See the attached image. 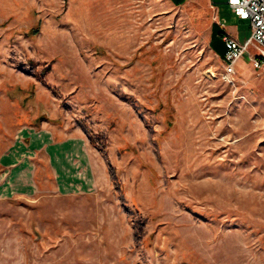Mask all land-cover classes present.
<instances>
[{"label": "rangeland", "instance_id": "1", "mask_svg": "<svg viewBox=\"0 0 264 264\" xmlns=\"http://www.w3.org/2000/svg\"><path fill=\"white\" fill-rule=\"evenodd\" d=\"M207 5L0 0L2 86L59 100L103 177L0 196V264H264V68L225 77L216 11L241 41L251 26Z\"/></svg>", "mask_w": 264, "mask_h": 264}, {"label": "crops", "instance_id": "2", "mask_svg": "<svg viewBox=\"0 0 264 264\" xmlns=\"http://www.w3.org/2000/svg\"><path fill=\"white\" fill-rule=\"evenodd\" d=\"M169 1L173 5L188 1L192 12L198 3L208 6V0ZM209 13L193 14L206 17ZM224 32L240 40L234 29L213 21L207 42L210 51L221 59L225 50ZM244 58L249 60L248 54ZM5 75L0 74V196L41 189L62 194L96 192L103 177L88 135L69 125L61 102L52 99L50 93L36 89L29 98L25 84L28 79L16 75L19 86L10 90L2 86L8 80Z\"/></svg>", "mask_w": 264, "mask_h": 264}, {"label": "built area", "instance_id": "3", "mask_svg": "<svg viewBox=\"0 0 264 264\" xmlns=\"http://www.w3.org/2000/svg\"><path fill=\"white\" fill-rule=\"evenodd\" d=\"M226 2L234 15L241 19H248L251 26L249 38L243 41L226 32L222 34L225 46L224 53H222L224 75L229 79L236 73L235 61L246 54L252 66L264 68V56L249 53V46L253 41L264 50V0H226ZM217 21L224 27V21H220L219 18Z\"/></svg>", "mask_w": 264, "mask_h": 264}]
</instances>
